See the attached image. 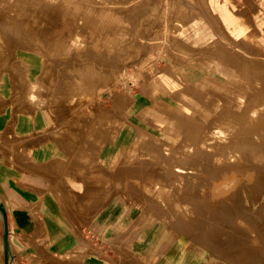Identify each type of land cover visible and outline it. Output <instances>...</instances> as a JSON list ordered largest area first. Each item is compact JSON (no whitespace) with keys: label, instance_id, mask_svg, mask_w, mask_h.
<instances>
[{"label":"rangeland","instance_id":"374dc122","mask_svg":"<svg viewBox=\"0 0 264 264\" xmlns=\"http://www.w3.org/2000/svg\"><path fill=\"white\" fill-rule=\"evenodd\" d=\"M171 1L169 0V3L172 6L169 4L168 7L165 0H117V5L115 4L116 0H72V3L67 4L69 8L65 9L61 8L60 3H50L48 0H0V35L1 37L4 36L3 39L0 38V48L4 46L0 51V80L11 79L9 91L12 95L10 99L15 105H19L17 112L28 117L31 115L32 118L41 121L42 127L37 128V132H53L56 137L69 139H67L68 141L60 139L62 150L56 149L59 154L56 153V155L43 158V161L48 160L53 169L50 205L74 233L72 235L73 243L64 246L61 251L52 250L51 242L39 233L32 238L39 251L15 252V256L13 255L11 260L13 263L84 264L95 261L100 264H264V231L260 229V220L215 218L213 212L210 211L219 202L218 197L214 196L217 184L222 185L231 178L233 180L234 173H230L232 177L226 179L220 170L222 168L220 162L224 161L229 150L226 146H220L225 145L231 139L222 140L224 134H228L229 137L241 136L239 142H246L248 145L252 141H256L260 135H264V122L262 123L263 126H260L262 125L261 118H254L252 112L256 107L264 104V76L262 77L264 75V0ZM174 2H176L177 7L180 4L184 5H182V13L179 11L180 7L179 10L176 6L173 7ZM187 2L191 5H187ZM110 7L113 9V14L117 13L118 18L116 22L107 24L106 28V23L109 20L104 19L105 22H103L100 15L102 10ZM218 7L223 10L224 17L227 14V9L230 8L232 18H226L227 22H225L221 15L216 12ZM190 8L197 9V13L203 16L216 34H221L225 40L223 41L221 40L222 37H219L212 43L196 47L194 51L192 50L194 52L192 56L196 59L200 58L198 65L195 66V69L194 67L186 69L190 72L207 75L209 71H205L206 67H203L204 60L209 63V60L213 59L214 56L223 57L219 60L226 64L225 59L235 56L236 69L238 70L237 80L230 79L229 82L234 89L244 91V95H246L244 102L247 105L245 110L234 109L238 114H234L233 110L237 102L236 92L226 90L228 98L223 100L221 95L223 90L211 82H208V84L211 83V86L207 87L206 90L199 84H186V82L182 84L177 76H183L185 79L187 78L186 74L182 72L183 70L181 73L174 72V70L180 63L184 66L189 65L186 54L180 51V46L175 48L174 41L170 44L168 50L170 52H165L164 48L160 49L164 41V35H161L164 19L167 17L170 20V26L176 29L180 20H191L193 15L187 12L193 10ZM172 9L179 11L180 15H184L179 16V12H171ZM69 12H73L70 14L71 17L64 15L69 14ZM176 13L178 19L175 15L172 16ZM213 14L220 17V23ZM62 15H64V21H62ZM182 16L187 19L185 17L182 19ZM65 18H71L77 23L73 22L75 25L72 26V24L67 30V26H65L67 19L65 20ZM77 18H79L78 21ZM48 19L51 22H48ZM60 19L62 22L59 21ZM239 20H242L246 26L250 25L249 34L253 37L240 35L236 39L232 34L231 27ZM227 23L230 27L226 25ZM69 28L77 29V32L82 34V40L83 37L85 38L86 44L81 45L79 49L71 47ZM8 35H11L10 38H14L13 41ZM5 38H9L8 41L6 40L7 42ZM2 44L5 45L2 46ZM133 44L136 45L134 47L136 50H134ZM5 47L9 48V51L6 52ZM95 50L102 53L98 51L96 53ZM109 51L111 55H109ZM221 51H223V55L220 54ZM34 54L40 56V67L30 69L22 55L32 56ZM66 55L67 57H65ZM74 55L75 58L80 56L70 60L72 56L74 58ZM81 55L85 59L88 57L89 62L88 59L84 62L85 59L83 60ZM105 56L111 57L104 58ZM201 56L203 57L201 58ZM71 61L73 64L77 62V68ZM91 61L99 69L101 66L98 63L106 67L108 62V66L106 69L102 66L101 69H103L96 72V65L89 64ZM53 62L59 63L58 66ZM82 62L95 69L87 65L85 67ZM52 63L56 66L55 68ZM155 64L156 66L153 67ZM46 65L48 68L50 67L47 70ZM83 65L85 68L82 70L79 67L82 68ZM69 66H75V70ZM68 67L70 69L64 70ZM85 69L96 75V81H94L92 72H90L91 74L85 73L86 75L89 74L85 76L84 72L87 71ZM68 70L72 71L69 72ZM77 70H80V73ZM105 70L108 71V75L112 71L108 77ZM128 70L130 74L134 72V75H127L125 72ZM45 71H47L46 74ZM113 71L117 72L115 73L118 77L116 74H112ZM164 72L170 73V76L163 74ZM155 73L162 78L169 92L155 91L151 86L152 76L156 75ZM101 74L106 75L107 80L104 77L102 79ZM111 75L112 77L116 75L114 80L119 78V85H116V94H118V99L121 98L119 101L118 99L115 100L116 95L110 96L108 91L99 93L100 88L107 85L103 83V80L108 84L112 83L111 86L116 83H114ZM260 76L262 78L258 81ZM91 77H93L92 80ZM96 77L100 80L98 81ZM30 78L40 80L41 87L39 89L42 92L38 89L39 93L37 92V94H40V98H44L43 103L29 98ZM126 83L127 87L125 86ZM100 84L103 85L99 86ZM200 86L201 89H199ZM185 87L187 88L186 92L195 98L194 104L182 100L181 92ZM125 88H129V90ZM129 91L134 93L132 100L126 99ZM0 94L4 95L1 89ZM258 95L260 96L257 97ZM124 99L126 100L124 101ZM189 103L192 105L190 106ZM150 104L154 105L155 108L161 106L160 110L156 108L158 116L145 115L143 110ZM185 104L191 108L193 113L184 111L182 106ZM43 105L45 106L42 107ZM216 105L220 107L218 110H214ZM41 108L46 109L51 115V121L47 122L48 125L40 111ZM226 109H229L230 112H225ZM119 110L121 111L120 114ZM117 114L118 116H116ZM239 116L241 117L239 118ZM242 117L247 119V122ZM178 118H184L185 121L181 119L183 121L181 123L185 126L179 124L180 127L177 124ZM184 122L188 123L187 125L191 126L192 129L190 127L188 130L189 127H186ZM255 126L259 128V131L260 128H263L261 129L263 131H257ZM216 127L222 128L226 133L214 132ZM245 128L246 131L241 132ZM249 128L253 130H249ZM115 133L119 134L118 138L114 137ZM15 134L13 125L0 132V154L5 153L7 159L12 162L18 161L22 165H26L25 163L32 161L34 157L28 154L29 150L26 149L25 145L14 146ZM67 142H69V146L64 144ZM232 145L230 149L235 148V152L241 150L238 145L233 143ZM199 148L201 153H199ZM247 149L248 151L243 149L248 154H246L247 158L253 154L255 158L257 157L256 151L250 153L252 148ZM60 152H65V154ZM207 152L211 153V156H208ZM198 161L202 162L203 165L199 164ZM215 165L216 168L218 167L217 170ZM209 169H211L209 173L206 172ZM242 174L234 175L236 176L234 180L235 182L238 181L239 186H241L240 183L244 182V179H239ZM68 175H74L83 181L84 188L79 189L72 186L67 179ZM97 188L101 191L100 193H98ZM92 189H95L94 194H92ZM86 190L90 196L93 195L96 198L99 196L98 199L101 202L95 200V197L93 199V196L89 197L85 192ZM102 191L107 195L105 196ZM101 193L105 198L100 195ZM87 200L89 204L92 201L91 205L87 204ZM0 216H2L1 211ZM234 219L237 220L236 224ZM230 224L233 225V228ZM2 225L3 221L0 217V239ZM100 225L101 227H99ZM214 226L217 227L214 228ZM227 227L232 231L226 229ZM217 228L219 229L217 230ZM235 230L237 234H234ZM239 230L240 233H238ZM230 238L233 239L234 244L229 243ZM244 238H246V244L242 243ZM247 238H249L248 241ZM90 240L92 241L90 242ZM68 250L73 251L72 256L60 258L59 253ZM79 254L82 255V258L78 256ZM90 255H96V260L87 258Z\"/></svg>","mask_w":264,"mask_h":264},{"label":"bare ground","instance_id":"6f19581e","mask_svg":"<svg viewBox=\"0 0 264 264\" xmlns=\"http://www.w3.org/2000/svg\"><path fill=\"white\" fill-rule=\"evenodd\" d=\"M166 1V5L169 7V0H165ZM173 1H177V0H172L171 2H173ZM48 2H50V3H60L61 4V8L63 7V8H65V9H68L69 8V6H67V4H69V2L70 3H72V0H48ZM179 2V1H178ZM180 3V2H179ZM178 3V4H179ZM115 4L117 5V0H116V2H115ZM147 4V3H146ZM174 4L175 5H173V7L174 6H176V2H174ZM190 3H188L187 2V5H189ZM145 5V4H144ZM171 6H172V4H170ZM181 5V4H180ZM179 5V7L181 8H179V7H177L178 9L177 10H179L180 12L183 10L182 9V7L184 6L183 4V6L181 5L180 6ZM191 5V4H190ZM189 5V6H190ZM141 6H142V4H141ZM170 6V7H171ZM211 6V5H210ZM143 7V6H142ZM188 8V7H187ZM186 8V9H187ZM211 8H212V6H211ZM186 9H184V10H186ZM190 9H193V8H190ZM189 9V10H190ZM54 10H55V12H56V9L54 8ZM63 10V9H62ZM173 11H171V12H174V11H176L177 13L179 12V11H177V10H174V9H172ZM188 10V9H187ZM186 10V11H187ZM195 10V11H194ZM197 9H193V10H191L192 11V13H191V11L189 12V11H187L189 14H192L193 16H191V20H189L188 19V21H186V20H177L178 19V17L176 16L177 15V13L176 14H172V16L173 15H175L176 17H177V21H179V25H177L178 27H176V29L175 28H172L171 26H170V20L166 17L165 19H164V23H163V30L161 31V35L163 36L164 35V41H163V43L161 44V45H163V46H161L160 47V49L161 48H164L165 49V52H167L168 50H169V47H170V44L171 43H173V41H174V43L177 45H175L174 44V46H175V48L176 47H178V46H180V51L181 52H184L185 54H186V58H187V61L189 62L188 64L189 65H185L184 66V64L182 65L181 63L177 66V68L174 70V72L176 71L177 73H181V70H183L182 72L183 73H185L186 74V76H187V78H183V76H181V77H178L177 76V78L180 80V82L182 83V84H184L185 82H186V84H188V83H195V84H199V85H201L202 87H204L205 88V90L206 89H208L209 88V86H211V83H213V84H215L216 86H219L222 90H223V92L221 93V95H222V97H223V100H226L228 97V95H227V93H226V90H228V91H230V90H233L234 92H236L237 93V102H236V104H235V106L233 107V110L234 109H236V110H238V111H241V110H243L247 105H246V103L244 102L245 100V97H246V95H244V91L243 90H241V91H239L238 89H234L233 87H232V85L230 84V79L232 80V79H234V80H237V78H236V76L238 75V70L236 69L237 67V63H236V58H235V56H232V57H230V58H227V60L225 59L224 61H226L227 63L225 64L223 61H220L221 60V58L223 59V57H220V58H218L217 56L215 57H213V59H211V60H209L210 62L208 63V61L206 62L204 59H206V57H204V66L203 67H206L205 68V71L206 70H208L209 71V73H207V75H202V74H200V73H198V72H190L188 69H186V68H188V67H194V69H195V66H197L198 64V62H199V59H196L194 56H192V55H194V50H195V48L196 47H202V46H204V45H207V44H209V43H212V42H214V41H216L219 37H222L221 36V34L220 35H217L216 34V32L214 31V29H212L211 28V26H210V24L208 23V21L207 20H205L204 19V17L203 16H201V15H199L198 13H197V11H196ZM51 11V10H50ZM112 11H113V9L110 7L109 9H104V10H102V12H101V15H100V19H102V21L103 22H105V20L104 19H106V20H109V22L108 23H106V28H107V24H111L112 22H116L117 21V18H118V16H117V13H112ZM61 12V11H60ZM64 12H65V10H64ZM68 12V11H67ZM83 12V11H82ZM180 12H179V16H181V15H184V14H181L180 15ZM183 12V11H182ZM181 12V13H182ZM227 14H226V16L225 17H222L221 16V18L223 19V18H232V14H231V9L230 8H228L227 9ZM47 13V12H46ZM46 13H44L45 15H46ZM57 13H59V12H57ZM72 14H73V12H71ZM70 12H69V14H64L65 16H67V17H69L70 16V14H71ZM54 14V13H53ZM63 14V13H62ZM47 15H48V13H47ZM64 15H62V18L64 17ZM85 15V14H84ZM214 15V18L220 23V17L218 16V15H216V14H213ZM51 16H52V13H51ZM51 16H49V17H51ZM76 15H74V17H75ZM186 16L188 17V15L186 14ZM43 17H45V16H43ZM53 17V19H54V16H52ZM71 17V16H70ZM99 17V16H98ZM105 17H107V18H105ZM185 16H182V19L184 18ZM46 18V17H45ZM48 18V17H47ZM55 18H56V16H55ZM73 18V17H72ZM76 18V17H75ZM74 18V19H75ZM186 18V17H185ZM184 18V19H185ZM50 19V18H49ZM49 19H48V22H51V21H49ZM52 19V20H53ZM59 19V18H58ZM57 19V20H58ZM67 19V20H66ZM78 19L79 18H77V21H78ZM82 19V18H81ZM179 19H180V17H179ZM187 19V18H186ZM220 19V20H219ZM65 22H67V25H65V26H67L66 28H67V30H68V27H71V25L73 24V22H76V21H72V19L71 18H65ZM83 20H84V18H83ZM82 20V21H83ZM59 21H61V19L59 20ZM62 21H64V18L62 19ZM61 21V22H62ZM72 21V23H70ZM80 21V20H79ZM61 22H58V23H60L61 24ZM64 22V23H65ZM52 23H54V22H52ZM55 23H56V21H55ZM77 23V22H76ZM51 24V23H50ZM49 24V25H50ZM75 24H73L72 26H74ZM115 25H116V23H115ZM228 27H230V25H229V23H227L226 24ZM57 26V25H56ZM55 26V27H56ZM64 25H63V27H65ZM60 27V26H59ZM78 27H79V25H78ZM78 27H77V29H78ZM80 27H81V24H80ZM79 27V28H80ZM109 27V26H108ZM223 27H224V25H223ZM62 28V27H61ZM74 28H76V27H74ZM74 28H69V31H70V33H69V35H70V45H71V47H76V48H80L81 47V45H83L84 43L86 44V40H85V38L83 37V40H82V34L80 35V32H77V29L75 30ZM53 29H55V28H53ZM112 29V28H111ZM249 29H250V25L248 24L247 26L245 25V23L241 20H239L233 27H231V31H232V34L236 37V39L240 36V35H245L246 37H253V35H250L249 33ZM60 30V29H59ZM59 30H57V32H59ZM80 31V30H79ZM54 32V31H53ZM1 33V32H0ZM66 33V32H65ZM64 33V34H65ZM3 34V33H2ZM9 34V33H8ZM59 34V33H58ZM58 34H56V35H58ZM60 34H62V32H60ZM84 34V33H83ZM68 35V34H67ZM10 36L11 35H8V37L10 38ZM59 36V35H58ZM62 36V35H61ZM4 37V36H3ZM3 37H1V35H0V38L1 39H3ZM6 37V36H5ZM7 38V37H6ZM5 38V41L7 40L8 41V39H6ZM12 38V37H11ZM10 38V39H11ZM69 38V37H68ZM13 39L14 38H12V41H13ZM173 39V40H172ZM175 39V40H174ZM221 40H225L223 37H222V39ZM5 41H4V43H5ZM6 41V42H7ZM109 41V40H108ZM172 41V42H171ZM3 42V41H2ZM1 42V43H2ZM9 42H10V40H9ZM107 42V41H106ZM187 43H189L188 45H187ZM11 44V43H10ZM3 45H5V44H2V46ZM8 45H9V43H8ZM12 45V44H11ZM134 45V44H133ZM173 46V47H174ZM4 47V46H3ZM3 47H1L2 49H3ZM6 47H7V45H6ZM5 47V48H6ZM12 47V46H11ZM97 47V46H96ZM134 47H136V45H134L133 46V48ZM138 48H139V46H137ZM1 48H0V51H1ZM4 48V49H5ZM179 48V47H178ZM7 49V48H6ZM9 49V48H8ZM6 50V52L7 51H9V50ZM93 50H94V48H93ZM134 50H136L135 48H134ZM177 51L179 50V49H176ZM193 50V51H192ZM85 51V50H84ZM96 51V50H95ZM98 51V50H97ZM96 51V53H98ZM108 51V50H107ZM191 51V52H190ZM5 52V51H4ZM116 52V51H115ZM168 52H170V51H168ZM192 53V54H190V53ZM222 52L223 51H221V55H223L222 54ZM99 53H102L101 51L99 52ZM183 53V54H184ZM2 54V53H1ZM35 56H32V58L33 59H36L37 58V54H34ZM83 55V54H82ZM82 55H81V57H82ZM108 55V54H107ZM109 55H111V53H110V51H109ZM165 55V54H164ZM167 55V54H166ZM165 55V56H166ZM69 56V55H68ZM80 56V55H79ZM79 56H77V57H79ZM86 56V55H85ZM113 56V55H112ZM65 57H67V55L65 56ZM76 57V58H77ZM108 57H111V56H108ZM108 57H104V58H108ZM116 57V56H115ZM115 57H114V59H115ZM169 57V56H168ZM184 57V56H183ZM203 56H201V58H202ZM210 57V56H209ZM69 58V57H68ZM75 58V55H74V58H73V56H72V59H70V60H73V59H76ZM87 59H88V57H86ZM90 58V57H89ZM100 58V57H99ZM101 58H102V56H101ZM185 58V57H184ZM208 58V57H207ZM211 58V57H210ZM82 59L84 60L85 58L84 57H82ZM87 59H85V61L84 62H86V60ZM110 59V58H109ZM220 59V60H219ZM81 60V59H80ZM91 60V59H90ZM103 60V59H102ZM206 60H208V59H206ZM67 61V60H66ZM69 61V60H68ZM74 61H77V60H74ZM79 61V60H78ZM109 62H110V60H108ZM115 61V60H114ZM55 62V61H54ZM53 62V63H54ZM61 62V61H60ZM72 62V61H71ZM84 62H82V63H84ZM88 62H89V59H88ZM98 62V61H97ZM99 62H101V61H99ZM184 62V61H183ZM196 62V63H195ZM52 63V65L54 66V64H56L57 66H58V64L57 63H54L53 64ZM66 63V62H65ZM68 63V62H67ZM75 63V62H74ZM104 63V62H103ZM102 63V64H103ZM70 64V63H69ZM72 64H73V62H72ZM77 64V62L75 63V64H73V65H76ZM89 64H92V61H91V63H89ZM87 65V66H89L90 67V65ZM107 65H106V67L108 66V62L106 63ZM112 64V63H111ZM63 65V64H62ZM68 65V64H67ZM66 65V66H67ZM81 65V64H80ZM79 65V66H80ZM84 65H85V63H84ZM84 65H83V67L81 68V67H79L80 69H84L85 67H86V65H85V67H84ZM95 66L96 64H92V66ZM98 65H100L101 67L103 66V65H101V64H99L98 63ZM104 65H105V63H104ZM176 65V64H175ZM203 65V64H202ZM60 66H61V64H60ZM65 66V65H64ZM65 66V67H66ZM99 66V67H100ZM112 66H113V64H112ZM156 66V64L153 66V67H155ZM56 66H54V68H55ZM70 67V66H69ZM64 68V70H67V69H70V68H72L73 67V69L72 70H75L74 69V67L75 66H72V67H70V68ZM87 67V69H90V68H94V67ZM101 67H100V69H101ZM104 67V66H103ZM106 67H104V69H106ZM111 67V66H110ZM47 68H48V66L46 65V70H47ZM50 68V67H49ZM48 68V69H49ZM63 68V67H62ZM76 68H77V65H76ZM96 68V69H95ZM94 69L96 70V72H98V70H100L99 68H97V65H96V67H95ZM111 68H113V67H111ZM87 69H85V70H87ZM103 69V68H102ZM101 69V70H102ZM63 70V69H62ZM72 70H70V71H72ZM91 70V69H90ZM90 70H87L86 72H84V74L85 73H90V72H92V71H90ZM100 70V71H101ZM107 70H109V69H107ZM107 70H105L107 73V77L111 74V72H110V74L108 75V71ZM110 70H113V69H110ZM109 70V71H110ZM164 71H165V69H163ZM49 71V70H48ZM69 71V70H68ZM69 71V72H70ZM77 71H79L78 73H80V70H77ZM94 71V70H93ZM99 71V73H101ZM95 72V71H94ZM114 72V71H113ZM116 72V71H115ZM112 73L113 75L114 74H116V73ZM47 73V71H45V74ZM66 73H67V71H66ZM125 73H127V75H129V76H132V74L134 75V72H132V74H130L129 73V70L127 71V72H125ZM44 74V75H45ZM83 74V75H84ZM91 74V73H90ZM92 74L94 75V73L92 72ZM98 74V73H97ZM102 74H104V72H102ZM101 74V75H102ZM156 75H153L152 76V81H151V86L155 89V91H159V90H162V92L163 91H165L164 93H166V92H169V89H168V87H167V85L162 81V78L161 77H159L158 75H157V73H155ZM163 74H165V75H169L170 73H163ZM87 75H89V74H87ZM86 74H85V76H87ZM101 75H99V76H101ZM117 75V74H116ZM115 75V76H116ZM123 75H124V73H123ZM91 76V75H90ZM89 76V77H90ZM95 76L96 75H94V81H96L95 80ZM98 76V75H97ZM106 76V75H105ZM105 76H101L102 77V79H103V77H104V79H106V77ZM115 76H113L112 77V75H111V77L113 78V80H114V77ZM170 76V75H169ZM264 75H262V77H263ZM88 77V78H89ZM116 77H118V75L116 76ZM261 76L259 77V79H258V81L260 80V78H262ZM41 78V77H40ZM92 78L93 77H91V80H92ZM111 78V79H112ZM207 78L209 79L208 81H207ZM96 79H97V77H96ZM98 80V79H97ZM100 80V79H99ZM98 80V81H99ZM107 80V79H106ZM110 80V78L108 79V81ZM97 81V82H98ZM104 82L103 83H105V84H107V85H103V84H100L99 86H102L101 88H100V91H99V93H104L105 91H108V93H109V95L111 96H114V95H116L115 96V100H117L118 99V94H116V85H119V78H117L116 80H114V85L113 86H111V84H108V83H106L105 82V80H103ZM112 81V80H111ZM207 81V82H206ZM43 82V81H42ZM208 82H211V83H209L208 84ZM90 84H91V82H89ZM100 83V82H99ZM102 83V82H101ZM110 83V82H109ZM137 83V82H136ZM259 83V82H258ZM263 83V82H262ZM194 84V85H195ZM264 84V83H263ZM110 85V86H109ZM135 85H137V84H135ZM125 86L127 87V83L125 84ZM129 86V85H128ZM201 86L199 87V89H201ZM29 87H30V89H29V98L31 99V100H39L41 103H43L44 101H43V99L42 98H40V94H37V90L41 87V82H40V80H35V81H31L30 82V84H29ZM131 87V86H130ZM194 87V86H193ZM208 87V88H207ZM213 87V86H212ZM215 87V86H214ZM213 87V88H214ZM98 88V87H97ZM132 88V87H131ZM131 88H130V90H131ZM186 88V87H185ZM185 88H183V91L181 92V95H182V100L184 101V102H193V104H194V100H195V98L193 97V96H191L190 94H188L187 92H186V90H187V88L185 89ZM189 88H190V86H189ZM189 88H188V90H189ZM191 88H192V86H191ZM217 88V87H216ZM215 88V89H216ZM125 89H128L129 90V88H125ZM152 89V88H151ZM185 89V90H184ZM198 89V90H199ZM213 90V89H212ZM39 91H40V89H39ZM193 92H194V89L192 90ZM202 91V90H201ZM214 91V90H213ZM218 91V90H217ZM220 91V90H219ZM40 92H42V91H40ZM135 92V91H134ZM205 91L203 90V93H204ZM39 93V92H38ZM191 93V92H190ZM207 93V92H206ZM127 94V93H126ZM191 94H194V93H191ZM260 95H258L257 97H259ZM42 97V96H41ZM44 97V96H43ZM45 97H46V95H45ZM133 97H134V93L132 92V91H129V95H128V97L126 98V99H128L129 98V100L131 99H133ZM234 97H236V96H234ZM261 97H262V95H261ZM112 98V97H111ZM215 98V97H214ZM263 98V97H262ZM28 99V98H27ZM48 99V98H47ZM114 99V98H113ZM119 99L121 100V98L119 97ZM119 99H118V101H119ZM126 99H124V101L126 100ZM210 99H213V98H210ZM261 99V98H260ZM259 99V100H260ZM264 99V98H263ZM214 100V99H213ZM216 100H217V98H216ZM113 101V100H112ZM123 101V100H122ZM261 101V100H260ZM121 102V101H120ZM127 102V101H126ZM211 103H213L212 101H210ZM262 102V101H261ZM47 103V102H46ZM113 103V102H112ZM122 103H124V102H122ZM121 103V104H122ZM120 104V103H119ZM126 104V103H125ZM127 104H128V102H127ZM190 104V103H189ZM214 104V103H213ZM226 104H227V102H226ZM229 104V103H228ZM233 105H234V103H232ZM114 105V104H113ZM117 105V104H116ZM160 105H161V103H160ZM192 104H190V106H191ZM207 105V104H206ZM209 105L210 106H212L210 103H209ZM224 105V104H223ZM222 105V106H223ZM45 105H43L42 107H44ZM161 107V106H160ZM160 107L158 108V106L156 107V108H158L159 110H160ZM182 107H184V111L186 112V113H193V111L191 110V108L187 105V104H185V105H183ZM227 107V106H226ZM229 107V106H228ZM111 108V107H110ZM113 108V107H112ZM114 108H116V107H114ZM124 108V107H123ZM131 108V106L128 108V111H129V109ZM155 108V106L154 105H147L146 106V108H144V110H143V112H145V115H149V116H158L157 115V113H158V110ZM220 107H218V105H216L215 106V108H214V110H218ZM225 108V107H224ZM117 109V108H116ZM115 109V110H116ZM122 109V108H121ZM108 110V109H107ZM112 110V109H111ZM124 110V109H123ZM127 110V109H126ZM245 110V109H244ZM247 110H248V108H247ZM109 111V110H108ZM113 111H114V109H113ZM120 111V110H119ZM118 111V112H119ZM128 111H127V115H128ZM195 111V110H194ZM225 112L226 111H228V112H230L229 111V109L227 110H224ZM231 111H232V109H231ZM117 112V111H116ZM233 112V111H232ZM252 112H253V117L254 118H261V124L264 122V104H261V105H259L258 107H256L254 110H252ZM121 113V111L119 112V114ZM122 113H125V112H123L122 111ZM236 113V111L234 110V114ZM112 114V113H111ZM169 114V113H168ZM227 114H229V113H227ZM232 114V113H231ZM236 114H238V113H236ZM243 114V113H242ZM112 115H114V113L112 114ZM111 115V117H113ZM125 115V114H124ZM170 116H171V114H169ZM116 116H118V114L116 115ZM129 116V115H128ZM225 116H227L226 115V113H225ZM234 116V115H233ZM243 116V115H242ZM120 117H122V116H120ZM120 117H118V118H120ZM236 117H238V116H236ZM241 116H239V118H240ZM124 118V117H123ZM126 118V117H125ZM129 118V117H128ZM163 118V117H162ZM162 118H160V119H162ZM176 118V117H175ZM243 118V117H242ZM258 118V119H259ZM122 119V118H121ZM182 119V118H181ZM181 119H177L176 121H177V124L179 125V124H181V126H182V124L183 123H181V121L183 120V121H185L184 120V118L181 120ZM236 119V118H235ZM245 121L247 120V119H245V118H243ZM238 120H240V119H238ZM238 120H236V121H238ZM182 121V122H183ZM250 121V120H249ZM156 122V121H155ZM161 122V121H160ZM187 122V121H186ZM186 122H184L186 125L188 124V123H186ZM239 122V121H238ZM247 122V121H246ZM245 122V123H246ZM255 122V121H254ZM258 122V121H257ZM111 123V122H110ZM114 123V122H113ZM242 123V122H241ZM250 123V122H249ZM252 123V122H251ZM256 123V122H255ZM189 124H191V123H189ZM193 124V123H192ZM112 125V124H111ZM114 125V124H113ZM124 125V124H123ZM184 125V124H183ZM251 125V124H250ZM257 125H260V124H257ZM58 126V125H57ZM180 126V125H179ZM180 126V127H181ZM185 126V125H184ZM193 126V125H192ZM197 126V125H196ZM260 126H263V124L262 125H260ZM61 127V126H60ZM112 127V126H111ZM186 127H189V129L188 130H190V127L191 126H186ZM245 127H246V124H245ZM254 127V126H253ZM255 127H257V126H255ZM59 128V127H58ZM114 128H115V126H114ZM198 128H199V126H198ZM243 128V127H242ZM247 128H248V126H247ZM113 129V128H112ZM182 129H184V128H182ZM191 129H192V127H191ZM194 129V128H193ZM196 129V128H195ZM205 129V128H204ZM259 128L257 127V131H259L258 130ZM261 129H263V128H260V131H261ZM110 130V129H109ZM198 130V129H197ZM203 130V129H202ZM249 130H253V129H250L249 128ZM255 130V129H254ZM246 131V128L245 129H243V130H241V132H245ZM259 131V132H260ZM263 131V130H262ZM261 131V132H262ZM58 132V131H57ZM214 132H217V133H221V134H224V133H226V131L225 130H223L222 128H220V127H216L215 128V130H214ZM240 132V131H239ZM251 132H253V131H251ZM256 132V131H255ZM105 133H107V132H105ZM109 133V132H108ZM236 133V132H235ZM55 134H56V132H55ZM101 134V133H100ZM237 134V133H236ZM115 136L114 137H116V138H118L119 137V134L118 133H115L114 134ZM239 135V134H238ZM242 135H245V133L243 134L242 133ZM260 135V134H259ZM228 136V134H224V137L222 138V140H228L229 138H231V139H229L228 140V142H226V144L225 145H221L220 147H222V146H226V148H228L229 150H228V154L225 156V158H224V161L223 162H220V163H222V164H220V165H222V168L221 167H219V168H221L220 170H221V172H223L224 173V177L226 178V179H229V178H231L232 176H230L231 174L230 173H234L233 174V180H232V178H231V180H225L226 182H224V184H222V185H218L217 183V187L215 188V193H214V196H216V197H218V200H219V202H218V205L217 206H215V208H213L212 210H210V211H212L213 212V214H214V216H215V218H222V217H229V218H236V219H255V220H260V223H259V225H260V229L262 230V231H264V144H263V140H264V135H260L258 138H257V140L256 141H252V143H249L250 145H248V143H246V142H243V143H241V142H239L240 141V137L239 136H237V135H235V136H233V137H227ZM254 136V135H253ZM211 137V136H210ZM251 137V136H250ZM101 138V137H100ZM183 138V137H182ZM181 138V139H182ZM242 138H243V136H242ZM245 138V137H244ZM144 139V138H143ZM142 139V140H143ZM208 139H209V135H208ZM238 139V140H237ZM252 139V138H251ZM98 140V139H97ZM103 140H105V139H103ZM110 140H112V139H110ZM205 140V139H204ZM231 140V141H230ZM99 141V140H98ZM108 141H109V139H108ZM230 141V142H229ZM100 142H101V140H100ZM111 142V141H110ZM151 142V141H150ZM153 142V141H152ZM201 142V141H200ZM199 142V143H200ZM206 142V141H205ZM251 142V141H250ZM218 143V142H217ZM232 143L233 144H235V145H238L240 148H241V150L239 151V152H235V148L234 149H230L231 148V145H232ZM98 144V143H97ZM101 144V143H100ZM154 144V143H153ZM158 144V143H157ZM196 144V143H195ZM198 144V143H197ZM102 145V144H101ZM136 145V144H135ZM155 145V144H154ZM212 146H213V144H211ZM215 145H217V144H215ZM100 146V145H99ZM181 146V145H180ZM209 146V145H208ZM233 146V145H232ZM153 147V146H152ZM156 147H158V146H156ZM191 147V146H190ZM194 147V146H193ZM249 147H251L252 148V150L251 151H249L250 153L251 152H255L256 153V158H255V155L253 154L252 156H249V158H252V159H249V158H247V152H244V150L246 149L247 151H248V149L247 148H249ZM194 148H196V147H194ZM152 149V148H151ZM200 149V148H199ZM204 149V148H203ZM216 149V148H215ZM224 149V148H223ZM244 149V150H243ZM195 150V149H194ZM206 150V149H205ZM205 150H204V152H205ZM250 150V149H249ZM98 151H99V149H98ZM197 151V150H196ZM208 152H209V150H207ZM212 151V150H211ZM203 152V151H202ZM207 152V154H209ZM177 153V152H176ZM193 152H191V154H192ZM199 153H201V149L199 150ZM214 153V152H213ZM213 153H212V155H213ZM182 154V153H181ZM194 154V153H193ZM221 154V153H220ZM247 154V155H246ZM195 155V154H194ZM201 155V154H200ZM192 156V155H191ZM190 156V157H191ZM196 156V155H195ZM199 156V155H198ZM208 156H211V153L208 155ZM215 156V155H214ZM177 157V156H176ZM179 157V156H178ZM200 157V156H199ZM211 158V157H210ZM209 158V159H210ZM208 159V158H207ZM211 159H213V158H211ZM170 160V159H169ZM174 160V159H173ZM175 160H177V159H175ZM182 160H184V159H182ZM196 160H198V158L196 157ZM202 160V159H201ZM113 161V160H112ZM171 161V160H170ZM194 161V160H193ZM203 161V160H202ZM213 161V160H212ZM117 162V161H116ZM149 162H151V161H149ZM174 162V161H173ZM179 162V161H178ZM200 161H198V163H199ZM208 162V161H207ZM211 162V161H210ZM209 162V163H210ZM115 163V162H114ZM166 163H167V161H166ZM169 163V162H168ZM176 164H177V162H175ZM197 162H195V164H198ZM202 162H200L199 164H201ZM208 163V164H209ZM84 164V163H83ZM152 164V163H151ZM194 164V163H193ZM207 164V163H206ZM211 164H212V162H211ZM218 164V166H220ZM155 165V164H154ZM157 165V164H156ZM201 165H203V164H201ZM85 166V165H84ZM179 166H181V165H179ZM206 166H208V165H206ZM203 167V166H202ZM215 168H216V165H215ZM214 168V169H215ZM218 168V167H217ZM217 168H216V170H217ZM208 169V168H207ZM211 169H209L208 171H206V172H208L209 173V171H210ZM246 171H247V173H246ZM212 172V171H211ZM210 172V173H211ZM245 172V173H244ZM212 173H214V172H212ZM241 174V173H243L242 174V176H241V178H239L240 180L241 179H244V182L243 183H240V185L241 186H239L238 185V181L236 180V182H235V180H234V177H236V176H234L235 174ZM172 174H173V172H172ZM181 174V173H180ZM191 174H192V172H191ZM175 175H176V173H175ZM189 175V174H188ZM192 176V175H191ZM240 176V175H239ZM199 177V176H198ZM198 177H197V179H198ZM215 177H217L216 175H215ZM220 177V176H219ZM101 178V177H100ZM187 178V177H186ZM97 179H98V177H97ZM189 180H190V178H188ZM192 179H193V177H192ZM199 179H201V178H199ZM203 179V178H202ZM201 179V180H202ZM216 179V178H215ZM246 179V180H245ZM100 180H102V179H100ZM219 180H220V178H219ZM239 180V181H240ZM90 181V180H89ZM88 181V182H89ZM185 181V180H184ZM217 181V180H216ZM87 182V181H86ZM98 182V181H97ZM101 182V181H100ZM107 182V181H106ZM196 182V181H195ZM197 182H199L198 180H197ZM218 182V181H217ZM218 183H220V182H218ZM88 184V183H87ZM100 184V183H99ZM254 184H256V185H254ZM89 185V184H88ZM104 185H105V183H104ZM178 185V184H177ZM256 186V187H254V186ZM101 187V186H100ZM179 187V186H178ZM101 188H103L104 189V187H101ZM170 188V187H169ZM87 189V188H86ZM96 189V188H95ZM94 189V190H95ZM107 189V188H106ZM88 190H91V189H88ZM93 189H92V194H94V191ZM99 192H98V191ZM97 190H96V192H98V193H100L101 191L97 188ZM102 190V189H101ZM106 191V190H105ZM172 191V190H171ZM85 192H87V190L85 191ZM103 192V191H102ZM98 193H96L97 195H98ZM106 193H108V192H106ZM89 194H90V191H89ZM103 194L105 195V193L103 192ZM102 193L100 194V195H102L103 197H104V195H103ZM109 194H110V192H109ZM87 195H88V192H87ZM107 195V194H106ZM105 195V196H106ZM89 197H92V196H90V195H88ZM88 196H87V198H88ZM102 196H101V198H102ZM212 196V195H211ZM94 197L96 198V196H93V199H94ZM98 197L99 196H97V198L95 199V200H98V202H101V201H99V199H98ZM105 198V197H104ZM213 198V197H212ZM89 199V198H88ZM90 199H92V198H90ZM108 199V198H107ZM106 199V200H107ZM1 201V200H0ZM88 201V200H87ZM91 201V200H90ZM1 202H3V201H1ZM92 202V201H91ZM91 202H90V204H89V201H88V203L87 204H89V205H91ZM93 202H94V200H93ZM96 202V201H95ZM217 202V201H216ZM214 203V202H213ZM87 204H86V206H87ZM94 203H92V205H93ZM100 204V203H99ZM88 205V206H89ZM97 205V204H96ZM210 205H211V203H210ZM212 205H214V204H212ZM94 206V205H93ZM1 218H2V221H3V223H4V219H3V215L2 216H0ZM213 218V217H212ZM228 218V219H229ZM210 219V218H209ZM214 220V219H213ZM220 220V219H219ZM223 220V219H222ZM221 220V221H222ZM235 220V219H234ZM210 221H212L211 219H210ZM217 221H218V219H217ZM229 221V220H228ZM236 221L237 220H235V224H236ZM215 222V221H214ZM213 222V223H214ZM224 222V221H223ZM252 222V221H251ZM257 222V221H256ZM259 222V221H258ZM257 222V223H258ZM154 223V222H153ZM219 224V223H218ZM222 225V224H221ZM225 225V224H224ZM231 225V224H230ZM258 225V226H259ZM3 226V225H2ZM218 226V225H217ZM217 226H214V228L215 227H217ZM233 225H231V227H232ZM237 226V225H236ZM226 227V226H225ZM230 227V228H231ZM237 227H239V226H237ZM91 228V227H90ZM223 228H224V226H223ZM233 228V227H232ZM219 228H217V230H218ZM226 229H229V227H227ZM235 229V228H234ZM244 229V228H243ZM213 230V229H212ZM245 230V229H244ZM229 231H230V229H229ZM231 231H232V229H231ZM230 231V232H231ZM89 233H90V230H89ZM238 233H240V230H239V232ZM229 234H233V233H229ZM234 234H237V231L235 230V233ZM99 235V234H98ZM97 235V236H98ZM217 235V234H216ZM247 235V234H246ZM218 236V235H217ZM216 236V237H217ZM229 236H231V235H229ZM233 236V235H232ZM248 236V235H247ZM246 236V237H247ZM249 237V236H248ZM97 238V237H96ZM231 238H234V237H231ZM231 238H230V240H229V243H231V244H234L235 242L234 241H232L231 240ZM245 240H243L242 241V243H247L246 242V238H244ZM248 239L249 238H247V241H248ZM104 240V239H103ZM3 241H4V239H3ZM2 241V242H3ZM231 241V242H230ZM108 242V241H107ZM98 243V242H97ZM104 244V243H103ZM97 245V244H96ZM101 245V244H100ZM2 247H3V245H2ZM95 247V246H94ZM176 247V246H175ZM93 249V248H92ZM72 250H69V251H66V252H61V253H59V255H60V258H64V257H71L72 256ZM3 255H4V252H3ZM13 253L11 252V249H10V251H9V264H15V263H13V261H11L12 259H13ZM80 258H82V255H78ZM85 257H86V255H85ZM170 257H172V256H170ZM49 264H51V262L49 263ZM84 264H88V263H84ZM185 264V263H184Z\"/></svg>","mask_w":264,"mask_h":264},{"label":"crops","instance_id":"0c3cea01","mask_svg":"<svg viewBox=\"0 0 264 264\" xmlns=\"http://www.w3.org/2000/svg\"><path fill=\"white\" fill-rule=\"evenodd\" d=\"M222 11L219 7L216 8V12L224 17ZM223 19L227 22L226 18ZM32 56L22 55L30 69L39 68L40 56L37 55L36 59H33ZM35 80L38 79L30 78L29 84ZM9 88H11V79L0 80V89L4 93V95L0 94V99L3 97L0 100V132L13 125L16 132L14 146L25 145L26 149L29 150L28 154L34 157L32 161H27L26 165H22L18 161L12 162L7 159L5 153L0 154V200L3 201L7 211L9 246L14 256L15 252L39 251L32 238L41 233L53 245L52 250L61 251L64 246L73 243L72 235L74 233L50 205L53 169L48 160L43 161V158L56 155L58 153L56 149H61L60 139L67 140L68 138L56 137L53 132H37L36 129L42 127L41 121H37L31 115L29 117L24 116L21 112L19 114L16 111L19 105H15L10 99L12 93H10ZM40 111L45 117L46 123H49L51 121L49 112L43 108ZM5 138L9 139L8 137ZM64 144L69 146V142ZM60 153L65 154V152ZM67 179L72 186L79 189L85 186L83 181L74 175H68ZM2 227L0 264H5V253L3 255L4 223ZM96 257V255H90L87 258L96 260ZM88 264L100 263L91 261Z\"/></svg>","mask_w":264,"mask_h":264},{"label":"water","instance_id":"95a60500","mask_svg":"<svg viewBox=\"0 0 264 264\" xmlns=\"http://www.w3.org/2000/svg\"><path fill=\"white\" fill-rule=\"evenodd\" d=\"M0 211L3 215L4 225H5L4 237H3V239H4L5 264H9L10 246H9V230H8V225H7V211H6L4 203L1 201H0Z\"/></svg>","mask_w":264,"mask_h":264},{"label":"built area","instance_id":"2783aa9c","mask_svg":"<svg viewBox=\"0 0 264 264\" xmlns=\"http://www.w3.org/2000/svg\"><path fill=\"white\" fill-rule=\"evenodd\" d=\"M96 248V247H95Z\"/></svg>","mask_w":264,"mask_h":264}]
</instances>
